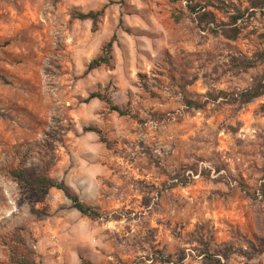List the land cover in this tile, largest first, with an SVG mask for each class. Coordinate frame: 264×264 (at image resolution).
Masks as SVG:
<instances>
[{"label":"rangeland","instance_id":"obj_1","mask_svg":"<svg viewBox=\"0 0 264 264\" xmlns=\"http://www.w3.org/2000/svg\"><path fill=\"white\" fill-rule=\"evenodd\" d=\"M186 5L0 0V264H264V96L229 100L264 76L233 69L264 53V12L230 41ZM102 9L96 31L73 17ZM19 168L103 217L61 190L36 200Z\"/></svg>","mask_w":264,"mask_h":264},{"label":"trees","instance_id":"obj_2","mask_svg":"<svg viewBox=\"0 0 264 264\" xmlns=\"http://www.w3.org/2000/svg\"><path fill=\"white\" fill-rule=\"evenodd\" d=\"M58 2L60 0H54ZM187 10L194 15L195 22L202 32L209 33L213 36H221L226 40L236 41L239 39L243 30L251 20L252 16L257 11L264 12V0H248L249 6L243 9V3L237 4L234 0H186ZM104 9L100 11H91L89 13H74L73 17L80 20H92L94 22V31L97 30V24L100 18L104 16ZM174 19L179 22L181 16L174 14ZM224 19H227L225 21ZM113 43L110 42L104 48V55L91 61L88 71L100 68L103 65L110 66L111 56L110 52ZM257 59L233 58V69L237 74L246 72L247 70L256 67L259 62H264V53H260ZM0 79L2 77L0 76ZM223 96L225 94L221 93ZM230 97V102H239L241 104H248L255 99L264 96V76L256 80V82L248 89L237 92L236 95ZM212 100H218V96H211ZM100 99L106 100L112 111H116L121 115L126 112L119 107L113 105L101 93H93L89 100ZM89 131H97L95 128H88ZM100 133V131H97ZM12 176L21 187H30L33 190L34 198L40 199L44 194L52 189L61 190L74 203L75 208L92 220H97L103 217V214L92 207L83 203L80 198L74 194L71 189L63 182H58L47 175L46 170L38 171L35 168H19L12 172ZM264 193V185L262 187ZM212 260V259H210ZM22 264H35V262L26 260L20 261ZM81 264H92L89 261H84Z\"/></svg>","mask_w":264,"mask_h":264}]
</instances>
